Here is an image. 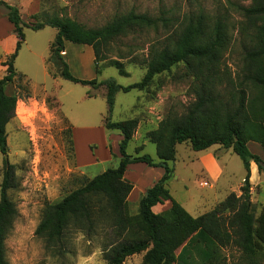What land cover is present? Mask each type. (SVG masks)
I'll return each mask as SVG.
<instances>
[{
  "label": "trees",
  "instance_id": "obj_1",
  "mask_svg": "<svg viewBox=\"0 0 264 264\" xmlns=\"http://www.w3.org/2000/svg\"><path fill=\"white\" fill-rule=\"evenodd\" d=\"M248 5L233 4L238 20L228 13L209 14L204 8L182 16H151L130 12L117 15L99 28H87L71 18H58L45 23L28 25L20 10L0 1L8 10V20L14 26L17 42L7 64V75L0 80V155H5L7 125L16 116L18 97L6 92L12 83L18 53L25 43L24 28L34 31L53 27L57 35L51 45L52 58L63 66L61 76L75 84L106 88L108 117L105 128L118 131L120 161L71 191L55 204H46L36 235L43 238L47 248L56 255L65 251L64 236L70 228L93 231L101 224L109 230L107 264H122L132 255L145 252V264H226V250L236 248L245 264H264V208L257 217L250 212V165L255 163L264 175V161L253 154L249 143L264 151V0H244ZM153 31L142 65L146 73L140 82L122 86L115 80H81L68 70L61 53L65 43L90 46L94 53L96 76L107 66L125 74L122 60L112 54V46L121 37ZM238 43L240 63L233 69L227 56ZM183 65L184 75L191 80L194 100L182 115H168L158 128L148 134L157 147L159 161L149 155L131 156L127 148L139 120L111 121L116 95L132 90L144 91L157 76L172 72ZM190 143L195 152L213 146L231 149L238 155L247 171L242 195L231 193L213 210L192 216L170 193L169 182L174 176L172 163L176 147ZM144 163L164 169L163 176L139 200L136 216L129 213V195L133 185L125 179L131 164ZM12 167L5 171L0 197V264H9L6 239L18 217L16 204L9 197L12 188ZM171 202L169 210L157 214L153 207Z\"/></svg>",
  "mask_w": 264,
  "mask_h": 264
},
{
  "label": "rangeland",
  "instance_id": "obj_2",
  "mask_svg": "<svg viewBox=\"0 0 264 264\" xmlns=\"http://www.w3.org/2000/svg\"><path fill=\"white\" fill-rule=\"evenodd\" d=\"M233 4L248 5L249 2L37 0L38 12L27 17L22 7V13L28 25L58 17L71 18L87 28H99L117 15L130 12L179 17L200 7L211 15L228 13L233 20H238ZM8 24L7 27L0 26V37L3 39L0 44V80L7 75L6 63L11 55L5 48L14 51L16 44V34L9 32ZM24 34L25 43L14 64L16 76L6 86L8 94L18 97L16 116L7 125V153L0 155V197L5 171L12 167V188L8 194L19 213L6 239L7 260L9 264H107L104 245L107 241L109 243L110 238L109 230H105L102 224L90 232L70 228L63 239L65 251L62 255H56L54 250L46 247L43 238L36 235L46 204L59 202L79 188L84 180L119 164L121 157L117 145L120 132L105 128L108 117L106 88L95 89L62 78L63 66L51 56V45L57 35L55 28L46 26L38 31L24 28ZM155 38L153 31H146L116 40L110 56L116 58L122 54L125 57L122 60L125 74L107 66L96 76L94 53L90 46L66 42L61 55L71 75L78 79H113L122 86H129L143 79L146 69L142 62L147 57L150 42ZM226 60L233 69L240 63L238 43ZM190 83L191 80L184 75L183 65H180L170 73L157 76L144 91L132 90L116 95L111 121L139 120L138 129L127 148L128 154L134 157L149 155L155 162L159 161L157 147L150 142L148 134L156 130L168 115L185 113L194 100ZM249 148L264 161L260 145L251 143ZM208 153L213 154L223 169L219 180L208 175L205 164ZM172 165L174 176L168 185L170 193L194 217L213 210L231 193L242 195L247 171L242 159L231 149L216 145L207 152H195L186 142L177 145ZM127 177L125 179L132 183L130 178H135L136 174L130 170ZM250 193V212L257 217L264 208V175L257 181L253 179ZM138 200H132L129 205L132 216L138 214ZM226 255V264H245L234 247L227 249ZM144 256L145 252L129 256L122 264H145Z\"/></svg>",
  "mask_w": 264,
  "mask_h": 264
},
{
  "label": "crops",
  "instance_id": "obj_3",
  "mask_svg": "<svg viewBox=\"0 0 264 264\" xmlns=\"http://www.w3.org/2000/svg\"><path fill=\"white\" fill-rule=\"evenodd\" d=\"M3 2H5V1H3ZM5 3H7L9 5L14 4L17 8L19 7L18 9L20 10L21 17H22L23 21H24V19H23L24 13H22V7L25 8V10H26L25 12L27 14V17H28V15L35 14L39 10V5H37V0H26L24 2H20L19 0H15V2L8 1ZM0 7H4V6H0ZM7 20H8V10L6 8L5 9L0 8V26L4 25V27H7V23L9 22V24H8L9 32H12L14 34V26L12 23H10L9 20L8 21ZM2 40L3 39H1V37H0V44H1ZM16 42H17V38H16ZM15 47H16V44H15ZM5 50L8 53V55L12 54L14 52L12 48H5ZM76 131H77V127H76ZM118 138H119V144H120V142L122 140V136L119 134ZM251 143H253V142H251ZM251 143H249L248 146H250ZM119 144L117 145L118 152H119ZM210 149L206 150L205 152L209 151ZM205 164H206V170L208 172V175L214 180H219L223 174V169L219 165L218 161L214 158L213 154L208 153V156L205 160ZM130 170L136 174V177L130 178V180L132 182L131 184L133 185V190H132V192L128 198L129 203H131L132 200L137 199V198L140 200V198L146 193V191L149 188H151L155 184V182H157L164 174V169H162L160 167H150L144 163H136V164H131L128 167V169L125 173V178H128L127 173ZM250 174H251L250 183L252 182V185H253V179H255L257 181L261 176H263L262 174L260 175L257 165L253 162L250 165ZM170 207H171V202L165 201L163 203H160V204L154 206L153 211L157 214H160V213H163V212L169 210Z\"/></svg>",
  "mask_w": 264,
  "mask_h": 264
}]
</instances>
